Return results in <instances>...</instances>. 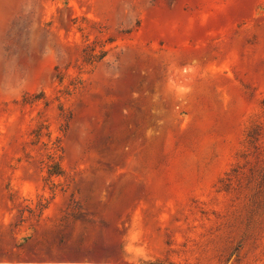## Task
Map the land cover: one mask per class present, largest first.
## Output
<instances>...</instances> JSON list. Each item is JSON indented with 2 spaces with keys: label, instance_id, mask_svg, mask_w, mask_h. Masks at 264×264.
Masks as SVG:
<instances>
[{
  "label": "rangeland",
  "instance_id": "374dc122",
  "mask_svg": "<svg viewBox=\"0 0 264 264\" xmlns=\"http://www.w3.org/2000/svg\"><path fill=\"white\" fill-rule=\"evenodd\" d=\"M29 237L264 264V0H0V264Z\"/></svg>",
  "mask_w": 264,
  "mask_h": 264
},
{
  "label": "trees",
  "instance_id": "16d2710c",
  "mask_svg": "<svg viewBox=\"0 0 264 264\" xmlns=\"http://www.w3.org/2000/svg\"><path fill=\"white\" fill-rule=\"evenodd\" d=\"M248 137L250 144H254L251 133ZM234 173L237 177L239 170H234ZM17 248L18 251L9 258L11 264H97L103 255L102 250L81 241L63 239L44 241L29 237L18 244Z\"/></svg>",
  "mask_w": 264,
  "mask_h": 264
}]
</instances>
